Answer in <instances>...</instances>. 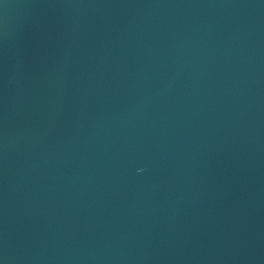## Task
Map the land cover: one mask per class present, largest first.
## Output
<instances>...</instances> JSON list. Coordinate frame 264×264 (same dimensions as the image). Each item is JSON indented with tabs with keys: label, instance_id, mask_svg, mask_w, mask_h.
I'll return each instance as SVG.
<instances>
[{
	"label": "water",
	"instance_id": "obj_1",
	"mask_svg": "<svg viewBox=\"0 0 264 264\" xmlns=\"http://www.w3.org/2000/svg\"><path fill=\"white\" fill-rule=\"evenodd\" d=\"M0 264H264V0H0Z\"/></svg>",
	"mask_w": 264,
	"mask_h": 264
}]
</instances>
